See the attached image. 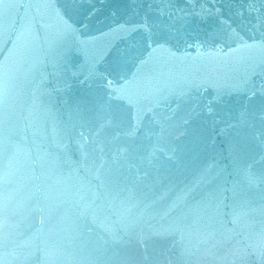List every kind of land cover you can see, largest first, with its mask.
Returning <instances> with one entry per match:
<instances>
[{
	"label": "water",
	"instance_id": "water-1",
	"mask_svg": "<svg viewBox=\"0 0 264 264\" xmlns=\"http://www.w3.org/2000/svg\"><path fill=\"white\" fill-rule=\"evenodd\" d=\"M0 264H264V0H0Z\"/></svg>",
	"mask_w": 264,
	"mask_h": 264
}]
</instances>
